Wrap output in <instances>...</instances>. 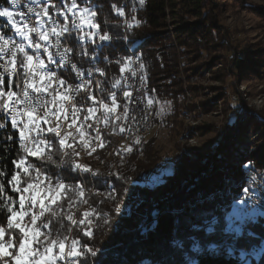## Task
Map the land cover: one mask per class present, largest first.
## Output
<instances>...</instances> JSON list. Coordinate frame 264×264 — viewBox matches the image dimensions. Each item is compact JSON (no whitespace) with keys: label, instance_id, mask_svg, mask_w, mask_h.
Listing matches in <instances>:
<instances>
[{"label":"trees","instance_id":"trees-1","mask_svg":"<svg viewBox=\"0 0 264 264\" xmlns=\"http://www.w3.org/2000/svg\"><path fill=\"white\" fill-rule=\"evenodd\" d=\"M238 1L243 4V0ZM78 2L83 5L84 0ZM91 5L98 11L96 19L100 31H107L111 41L105 42L102 49H97L100 59L95 65L89 57L76 55L79 48L76 47V41L73 42L77 62L80 65L88 64L104 69L106 76H98L99 80L104 81L105 88L118 93L119 89L110 88V82L114 77L121 76V65L117 61L127 58V45L137 56L140 66L143 65L141 69L146 77L145 84L149 96L165 106L160 124L166 126L167 121H170L177 125L173 130L178 135L183 122L180 121L179 124L176 119L180 116V98L184 94L179 75L180 72L188 73L191 69L180 71L177 50L167 29L172 26L175 45L185 49L184 52H192L202 47L205 51L215 48L218 41H214L212 37L216 29L210 0H145L143 6L139 4V0H91ZM0 7H7L6 0H0ZM117 10H122L124 15H118ZM260 14L263 16L264 10L260 11ZM135 21L140 22L139 26L126 27V22L135 25ZM2 22L1 20L0 23ZM0 29L5 31V34L10 32L9 27L4 24L0 25ZM92 50L93 47L89 44V54ZM235 50V62L230 72L233 78H250L253 73L260 72L261 67L264 69V52L257 54L236 46ZM184 52L182 51L183 56ZM192 71L189 74H192ZM218 97L223 100L225 92H221ZM104 98H107V93ZM217 100L219 99L215 98L209 103H202L200 107L193 104L189 108L197 117L201 112L215 111ZM156 122L157 113L154 114L153 124ZM248 125H253L250 115L247 112H237L233 121H228L224 126L221 142L207 154L196 153L192 159H184L176 167V176L169 175L166 178L165 185L168 186L161 190L160 196L155 200H151L146 185L151 176L163 179L162 157L158 156L155 148L149 143H143L141 149L119 153L127 160L125 169L123 167L113 175L98 172L92 177L95 192L91 194L89 212L94 209L99 214V218L95 215L89 217L93 220L90 225L93 238L84 236L81 226L73 230L74 238L97 251L96 257H86V264H143L144 261L149 264H191L192 261H195V264H237L236 258L229 257L225 248L227 242L224 236L227 234L223 233V228L227 226V222L222 218L226 211H230L229 205L232 201L238 199L241 194L239 185L245 172L243 166L253 162L256 167L264 169V145L251 152L242 150L241 137ZM114 128L113 133L110 132V135L105 137L99 154H105L113 148L117 126ZM214 128L202 126L193 130L202 135L213 131ZM186 132L192 134L189 127ZM7 134L9 131L0 134V167L7 173L0 179L5 183L7 195L12 196L7 181L13 173L12 161L16 159L18 149L16 138L8 141ZM58 149L59 145L55 143L53 160L56 164L59 159ZM41 165L43 169L46 168V173L53 177L62 176L67 184L75 186L79 182L76 173L67 165L59 169L55 163L48 162L46 157ZM230 177L232 184L229 183L231 187L227 190L224 186ZM84 179L87 181L88 177L84 175ZM76 194L69 192L67 197L58 201V204L63 206L60 213L62 217L69 211V198H74ZM57 207L52 205L53 209ZM6 215L0 213V224L6 225ZM105 218L109 221L107 224L104 223ZM45 219H48L47 214ZM213 219L216 221V230L207 233L203 227L204 221ZM154 221L156 226L152 227ZM62 222L65 225L64 231L68 234L67 227L70 222L66 218ZM241 226L255 230L258 254V242L264 238V216H257ZM58 227V223L54 224L53 230ZM145 228L149 230L145 231ZM187 236L196 239L200 251L193 252L191 242L181 249H176L172 244L173 238ZM247 259L250 264L255 263V255H251V250ZM258 263L264 264V256Z\"/></svg>","mask_w":264,"mask_h":264},{"label":"snow or ice","instance_id":"snow-or-ice-1","mask_svg":"<svg viewBox=\"0 0 264 264\" xmlns=\"http://www.w3.org/2000/svg\"><path fill=\"white\" fill-rule=\"evenodd\" d=\"M8 3L13 10L0 7V18H6L12 33L5 35L0 29V114L3 116L0 130H6L8 123L11 124V129L18 133L19 150L24 155L12 161L15 169L7 181L11 191L17 194L16 198L7 195L5 183L0 179V213L7 214L6 225L0 224V264H86L87 256L96 257V249L82 244L78 238H70L64 231L62 220L66 218L70 222L67 233L72 232V226H81L83 235L92 239L93 229L90 225L93 220L89 217L95 215L99 218V214L93 209L91 212H84L79 221L70 212L62 217L60 213L63 206L58 201L67 197L69 192H76L82 198L83 186L67 184L60 175L53 180L52 176L37 168L27 158L46 157L48 162L56 163L53 160V149L55 143H58L60 161L57 167L67 165L71 171L80 173L91 171L76 163L65 150L73 147V143H66L69 137H73L74 142L76 137L72 132L62 135V123L70 120L67 127H75L79 141L84 142L87 147L90 141H85V125L92 128V124L87 123L89 120L95 117L94 123L107 126L110 121L126 119L129 108L127 104L124 105L123 117L116 114L119 107L116 92L105 88L104 81H93L94 75L106 76L105 70L94 66L84 69L73 63L74 48L69 45V41H76V47L79 48L77 56L89 57L95 65L100 59L97 49H102L105 42H110L111 36L107 31H100L96 19L98 11L91 5V0H84L83 5L78 0H26V12L19 10L21 0H8ZM139 4L143 6L145 0H139ZM117 14L124 15L122 10H117ZM132 19L135 20V17ZM139 23L135 21L133 25L126 22V27L139 26ZM89 44L93 47L91 54L88 51ZM104 59L108 60L107 57ZM131 62L130 58L117 61L121 65V74L131 70ZM69 66L79 80L76 85L69 84L58 75V69H67ZM131 74L136 75L135 71H131ZM5 76L8 77L7 88ZM140 79L143 82L146 77L142 76ZM126 80L127 77L123 75L114 77L110 88L119 89L121 81ZM124 87L130 86L125 84ZM81 92L86 95L81 98L83 103L78 104L76 98ZM105 93L107 100L104 98ZM131 96L130 91H123L125 100L131 102ZM88 101L91 103L88 104ZM148 104H152L151 99ZM97 113L102 115L98 116ZM41 122L50 126L44 128ZM124 130L121 126L120 131ZM93 131L96 133L94 138L100 140L99 128ZM47 134H52L56 140L47 139ZM6 139L11 141L12 134H7ZM100 146L103 147L102 141ZM95 150V147L91 149ZM73 155L78 156L79 153ZM250 166L251 162L243 166L248 170V183L257 185V176L250 175ZM6 174V170L0 167V177ZM96 174L92 172L93 176ZM259 176L257 188L243 187L242 196L232 201L230 211H226L222 218L227 222V226L223 228V233L227 234L224 236L227 242L225 248L229 257L236 258L237 264H250L247 259L249 250L251 255L257 254L255 230L241 225L254 220L258 214L264 216V211L257 209L254 199L264 194V173ZM82 202L87 203L86 200ZM52 205H57V209H53ZM73 206V201L69 198L68 208ZM46 214L48 219H45ZM108 222L105 218L104 223ZM56 223L59 227L53 230ZM215 223L214 219L204 221L203 227L207 233L216 230ZM155 226L154 221L152 227ZM188 242L192 243L193 252L200 251L199 244L192 236L172 240L176 249L185 248ZM258 243L259 252L264 253V238ZM143 264L149 262L144 261ZM191 264H195V261Z\"/></svg>","mask_w":264,"mask_h":264},{"label":"rangeland","instance_id":"rangeland-1","mask_svg":"<svg viewBox=\"0 0 264 264\" xmlns=\"http://www.w3.org/2000/svg\"><path fill=\"white\" fill-rule=\"evenodd\" d=\"M210 2L211 14L214 17L213 22L216 29L212 37L214 41H218L215 48L205 51L204 47H202L201 49L198 48V50H192V52H184L185 49L182 50V48L175 45L172 26H168L167 29L177 50V61L180 71L187 68L193 70V73L189 74L191 70H188V73L180 72L179 75L183 83L184 94L180 98V116L176 119L178 123L180 121L183 122L178 135L173 130V127L177 125L170 121H167L166 126L160 124L165 106L152 97L156 106L155 113H157L158 122L155 125L153 124L151 134L144 144L149 143L150 146L155 148L158 156L162 157L161 164L164 177L162 176L163 179H159L158 176L149 178L146 189L151 195V200H155L160 196L161 190L166 186V178L169 175L176 176V167L184 159H192L196 153L207 154L211 152L216 144L221 142L224 126L228 121H233L237 112H247L253 123V125H248L247 129L243 131L241 137L242 150L251 152L264 145V69L261 67L259 69L260 72L253 73L250 78L242 76L233 78L230 73L235 62V46L241 50L246 49L257 54L264 52V15L260 14V11L264 10V0H243V4H240L238 0H210ZM0 20L7 24L6 18H0ZM182 51L185 53L184 56ZM221 92H225L223 100L218 97ZM215 98L219 99L215 102L217 105L215 111L209 113L201 112L196 117L194 116L195 112H192L189 108L193 104L200 107L202 103H209ZM202 126H214L215 128L213 131L202 135L193 130ZM188 127L192 134L186 132ZM83 156L79 157V161L83 163L87 160L83 163L84 166L90 167L91 171L95 173L101 172L105 175H113L119 169L123 167L125 169L126 167V158L120 155L118 151H114L113 148L105 154H98L89 158L90 160L85 155ZM59 161L60 155L57 164ZM57 164L55 163V165ZM253 165L255 164L253 163ZM244 175L245 172L239 185L241 189H243L245 184ZM87 176V181L90 182L92 180L93 182L92 173H88ZM231 182L232 178L230 177L224 188L230 190L231 186L229 183ZM91 194L85 197L84 200L90 202ZM81 200L82 198L78 193L72 198L74 206L80 201L79 205L85 209L83 212H89L90 204L83 203ZM80 206L77 208H81ZM149 207L150 205L147 208ZM83 212L78 213L77 217L74 218L79 221L83 216ZM79 214L80 216H78ZM257 216L263 217L259 214ZM25 222H27V217ZM75 227L77 226H72V232L68 233L70 238L74 237L73 230ZM262 256H264V253L258 252L255 255L254 264H259L258 261Z\"/></svg>","mask_w":264,"mask_h":264},{"label":"bare ground","instance_id":"bare-ground-1","mask_svg":"<svg viewBox=\"0 0 264 264\" xmlns=\"http://www.w3.org/2000/svg\"><path fill=\"white\" fill-rule=\"evenodd\" d=\"M57 2H58V0H57ZM6 6L8 8H10V10H13L11 8V6L9 5L8 0H6ZM19 10L25 11V12L27 11L26 0H21ZM51 11H52V9L50 8L49 12H51ZM2 24H4V26H7V28L9 27L6 23H4V21L2 23H0V25H2ZM4 34H5V31H4ZM11 34L12 33L9 32L8 34L6 33L5 35H11ZM73 42H75L74 39L69 41V45L72 47L74 45ZM125 50L127 52V58L126 59L130 58L132 61L131 65H130L131 70H126L123 74H121V75L127 77V80L121 81V87L119 88L118 93H116L117 102L119 104V107L117 109L116 114L121 115L123 117L124 105L127 104L128 108H129L128 116L126 119L122 118L119 121H115V122L110 121L107 126H105L103 123H99V124L94 123V121L96 119L95 117H93L91 120H89L87 123H91L92 128H87V125H85V128L87 130V135L85 137V141H90L88 143L87 147L84 146V142L79 141L78 133H76L75 127L73 128V133L76 137V141L75 142L73 141V137H69V139L66 143H73V147L72 148H66L65 150L68 152L69 156H71L74 159V161L80 165L84 166L83 163H85V161H87V160L84 161V159H83L84 162L81 163L82 161L81 162L79 161V157L81 155H82V157H84L83 155H85V157L87 159H89V158H91L95 155H98L100 153L99 152L100 149L103 148L100 146V142L102 141L103 145H104V138L108 134L110 135V132L113 133L112 130L115 129L114 126H117V128H116L117 130H116V133L114 132V134L116 135V138H115L116 140L113 144V150L118 151V153L130 152V151H128L129 148L131 149V151L135 148H139L140 146L143 145V143L145 141H147L149 135L151 134L152 126H153V117H154L155 108H156L155 102L149 96V94L147 92L145 81L142 82L140 79L142 76L143 77H145V76H144L143 71L141 69V66L139 64L137 56L129 49V47L127 45H125ZM72 62L76 63L78 67H81L84 69H88L89 67H92L91 65H88V64L87 65H80L77 62V60L75 59L74 52L72 54ZM57 71H58V75L61 78L65 79L69 84L76 85L77 83H79L78 78L76 77L75 73L72 72L70 66L67 69L62 68V69H58ZM131 71H135L136 75L132 76ZM96 79H99L98 75H94L93 81H95ZM7 80H8V77L5 76V88H7ZM125 84L129 85L130 87L125 88L124 87ZM94 87H95V84H93V88ZM124 90H128L132 93L131 102H129L128 100H125V98L123 97V91ZM95 94L98 95V93H95ZM85 95H86V93L81 92L80 96H78L76 98V102L78 104L83 103V100L81 98L84 97ZM149 99L152 100L151 105L148 104ZM136 100H137V103H135ZM87 103L90 104L91 102L88 101ZM97 115L98 116L102 115V113H97ZM2 120H3V116H2V114H0V121H2ZM70 122L71 121L69 120V121L62 123V126H61V134L62 135L65 132H72V128L69 129L67 127V124ZM142 124H148V125H146V128L143 129ZM41 126L44 128H47L50 125H45V124H43V122H41ZM77 126H79V121L77 122ZM121 126L125 129L123 132L120 131ZM97 127L99 128L100 140H97L94 138L96 136V133L93 131V129H96ZM3 131H7V132L9 131V134H12L13 138L15 137L16 140L18 141V133L14 132V130L11 129L10 123H8L6 130H0V134ZM46 138L49 140H53V141L56 140V138L52 134H47ZM137 141H139V142H137ZM16 144H17L16 149H18V151H17L18 154H17L16 159H14V160H17V158L19 159L20 156L24 155V153L19 150L18 142H16ZM56 144H58V143H56ZM93 147H95V149H96L95 151H91V149ZM45 153H47V149H45ZM74 153H79V155L75 156V155H73ZM89 153H91V154H89ZM27 159L29 162L33 163L37 168H40L43 172H45L44 169L42 168V165H41V162L44 160V158H37V157L29 156ZM88 163H86V164H88ZM251 166L254 168V170L251 171L250 175L257 176V185H258L259 180H260L259 174H261V173H257V171H264V170L257 169L255 167V165H253V163H251ZM60 168L61 167H59V169ZM14 169H15V165H14ZM14 169H13V171H14ZM89 169H90V167H89ZM74 173H76V175L78 177V181H79L78 184H81L83 186V189H84V195H83L82 200H81V201H83L84 198L88 197L91 194V192L94 191V189H95V185L93 184L92 180H90V182H89V181H86L84 179V175L87 176L86 174H88V173L91 174L92 171H90L86 174L80 173L78 171H76ZM46 174L52 176L49 173H46ZM248 176H249L248 170L245 169L244 187L257 188V185H251L248 183ZM61 178L63 179L62 176H61ZM53 180H55V177H53ZM9 189L11 191V186H9ZM11 193H12V197H14V198L17 197L16 193H14L12 191H11ZM241 196H242V193H241L240 197ZM90 199H91V197H90ZM254 199H256L257 209L259 211H264V194H262L259 198H254ZM80 203L81 202L79 201V203L75 204L74 208L72 207L70 209L69 212L73 215V217H77L78 213H82L85 210V209H83V207H81L79 205ZM87 203L90 204V202H87ZM79 206L81 208H77ZM88 206H87V208H88ZM17 207H18V205H17ZM75 208H77V209H75ZM78 216H80V214Z\"/></svg>","mask_w":264,"mask_h":264},{"label":"built area","instance_id":"built-area-1","mask_svg":"<svg viewBox=\"0 0 264 264\" xmlns=\"http://www.w3.org/2000/svg\"><path fill=\"white\" fill-rule=\"evenodd\" d=\"M135 103H137V100H136V102ZM146 125H148V124H142V128L144 129V128H146ZM74 128V127H73ZM73 128H72V133H73ZM251 168H252V170H254V168L252 167V166H250ZM257 171V170H256ZM257 173H264V171H257ZM241 191H242V189H241Z\"/></svg>","mask_w":264,"mask_h":264}]
</instances>
